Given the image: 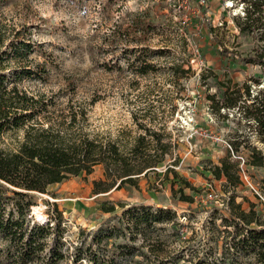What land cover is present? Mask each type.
Wrapping results in <instances>:
<instances>
[{"label":"rangeland","instance_id":"rangeland-1","mask_svg":"<svg viewBox=\"0 0 264 264\" xmlns=\"http://www.w3.org/2000/svg\"><path fill=\"white\" fill-rule=\"evenodd\" d=\"M239 1L207 0L200 6L197 0H0L2 47L12 41L32 47L22 59L10 60L6 71L34 72L19 87L52 100V124L67 122L71 111L82 108L85 120L77 124L90 134L127 144L144 125L169 144L162 164L141 174L136 187L94 194L93 181L103 177L98 165L34 194L33 220L46 221L52 203L61 212L66 257L58 264H73L74 246L89 242L106 221L119 225V205L131 204L169 207L175 224L154 225L147 238L133 242L123 237L103 242L111 264H254L251 255L232 259L226 253V230L233 228L220 218L228 216L233 195L245 210L253 204L264 220V208L247 183L264 194V163H250V149L264 157V145L253 143L241 108L215 111L207 98L216 92L215 82L227 79L249 86L245 105L264 91V65L245 62L251 51L264 50V15L254 23L260 29L241 33ZM144 63L152 67L141 75ZM215 100L221 101L219 94ZM22 135V130L1 135L0 149L14 150ZM227 150L237 167L233 154L244 159L247 179L241 173L242 183L234 188L211 174ZM183 195L189 199L181 200ZM110 206L114 211L106 212ZM118 244L133 246L131 255ZM0 264L9 261L1 256Z\"/></svg>","mask_w":264,"mask_h":264},{"label":"trees","instance_id":"trees-1","mask_svg":"<svg viewBox=\"0 0 264 264\" xmlns=\"http://www.w3.org/2000/svg\"><path fill=\"white\" fill-rule=\"evenodd\" d=\"M243 2V24L237 21L240 32L260 29L261 25L255 26L254 23L264 15V0ZM2 43L0 35V136L19 130L23 131V135L14 150L0 149V257L5 256L9 264H58L66 257L61 212L52 203L54 212L47 215L46 221L33 220L29 215L31 206L35 205L34 194L46 193L50 185L82 172L90 174L98 165L103 167V177L93 181L94 194L119 189L127 184L136 187L141 174L153 172L162 164L169 144L162 142L160 133L144 125L139 127L143 133L132 136L127 144L90 134L77 124L79 120H85L82 108L71 111L67 122L63 120L57 125L52 124L48 116L52 100L42 94H30L19 87L21 78L32 77L34 72L26 67L6 71L10 60L22 59L31 52V45L12 41L2 47ZM251 52L245 62L264 65V50L258 53L256 48ZM151 67V64L144 63L139 67V73L143 75ZM213 76V80L217 79ZM201 77L204 80L206 76L201 74ZM215 83L218 84L216 92L207 96L212 109L241 108L248 120L255 121L257 135L264 143V91L245 105L244 101L251 97L247 84L240 88L230 79L221 84L218 81ZM216 94L221 101L215 100ZM233 148L237 149L235 145ZM250 152L251 164L264 163L260 151L252 148ZM211 174L217 180L224 179L226 187L234 188L242 183L229 150L218 164L212 166ZM188 199L184 195L181 197L184 201ZM45 204L50 205L47 201ZM119 206L121 211L115 216L119 225H108L106 221L91 233L89 242L82 240V245L74 246L73 264H80L82 260H87L89 264H111L101 246L103 242L117 237L133 242L139 237L147 238L154 225L175 224L176 214L169 207L153 208L144 204ZM105 211L112 212L114 207L105 208ZM227 211L228 216L220 218L223 226L233 228L232 231L226 230V253L232 259L251 255L254 264H264V220L260 212L253 204H249L247 210L243 209L233 195L229 197ZM132 247L118 244L120 251L126 249V255L132 253Z\"/></svg>","mask_w":264,"mask_h":264},{"label":"built area","instance_id":"built-area-1","mask_svg":"<svg viewBox=\"0 0 264 264\" xmlns=\"http://www.w3.org/2000/svg\"><path fill=\"white\" fill-rule=\"evenodd\" d=\"M197 2H198V4H199L200 6H204V5L206 4L207 0H197ZM238 3H239V4H238V6H239L238 9L241 11V12H240V15H243V14H244V11H243V8H244V2H243L242 0H240ZM247 123L250 124V125L252 126V130H251L252 137H251V138L254 140L253 143L255 144V146H256L257 143H260V145H264V143H261V142L259 141V139H258L257 132H256V130H255V127H256V123H255V121H254V120H248ZM233 157H234L235 159H237L238 162H239V164H238L239 175H241V173H242L244 179H245V178L247 179V177H246L245 174H244L243 168H242L243 163H244V159H243V157L240 156L239 154H233ZM247 183H248L250 189L252 190V192L254 193V195H255L257 201L260 203V205L262 206V208H264V194H262V193L260 192V190H258V189H257L254 185H252L250 182H247Z\"/></svg>","mask_w":264,"mask_h":264}]
</instances>
